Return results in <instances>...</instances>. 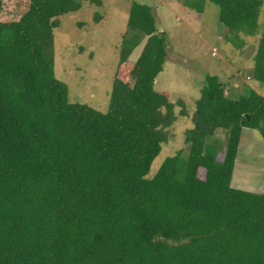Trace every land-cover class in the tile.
I'll use <instances>...</instances> for the list:
<instances>
[{
	"label": "trees",
	"instance_id": "1",
	"mask_svg": "<svg viewBox=\"0 0 264 264\" xmlns=\"http://www.w3.org/2000/svg\"><path fill=\"white\" fill-rule=\"evenodd\" d=\"M207 1L236 46L264 29V0L183 5L202 14ZM82 2L103 6L0 0V264H264V189L231 187L243 130L264 138V97L245 87L232 99L207 76L184 133L187 153L149 178L175 108L189 116L182 101L154 89L166 36L152 8L133 2L108 111L70 103L54 77V30ZM253 79L264 86V35Z\"/></svg>",
	"mask_w": 264,
	"mask_h": 264
},
{
	"label": "rangeland",
	"instance_id": "2",
	"mask_svg": "<svg viewBox=\"0 0 264 264\" xmlns=\"http://www.w3.org/2000/svg\"><path fill=\"white\" fill-rule=\"evenodd\" d=\"M102 1L101 8L82 2L79 11L59 18L60 25L54 30V77L67 86L70 103L106 113L131 5L137 2L152 8L157 29L167 39L166 60L154 89L168 94L173 103L182 101L189 116H179L180 108H175L177 120L151 165L149 178L166 158L179 150L187 153L184 133L192 126L190 116L207 76H218L230 88L232 99L246 94L245 87L264 97V86L253 79L254 56L263 28L255 37L241 36L242 44L236 46L227 40L219 10L209 1L202 14L186 8L183 0ZM96 15L100 17L98 23ZM143 45L132 53L131 62L137 60ZM215 137L223 142L225 132L218 130ZM231 187L253 194L263 192L264 138L258 131L242 132Z\"/></svg>",
	"mask_w": 264,
	"mask_h": 264
},
{
	"label": "crops",
	"instance_id": "3",
	"mask_svg": "<svg viewBox=\"0 0 264 264\" xmlns=\"http://www.w3.org/2000/svg\"><path fill=\"white\" fill-rule=\"evenodd\" d=\"M237 186V185H236Z\"/></svg>",
	"mask_w": 264,
	"mask_h": 264
}]
</instances>
